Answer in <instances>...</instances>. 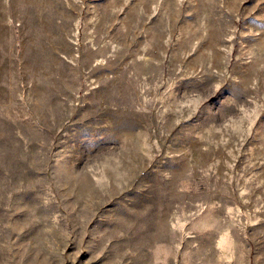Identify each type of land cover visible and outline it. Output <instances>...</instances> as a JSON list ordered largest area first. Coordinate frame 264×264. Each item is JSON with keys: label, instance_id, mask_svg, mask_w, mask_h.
Segmentation results:
<instances>
[{"label": "rangeland", "instance_id": "rangeland-1", "mask_svg": "<svg viewBox=\"0 0 264 264\" xmlns=\"http://www.w3.org/2000/svg\"><path fill=\"white\" fill-rule=\"evenodd\" d=\"M0 264H264V0H0Z\"/></svg>", "mask_w": 264, "mask_h": 264}]
</instances>
